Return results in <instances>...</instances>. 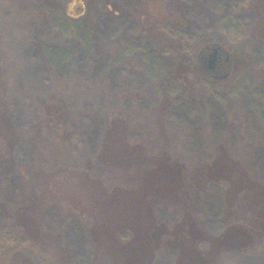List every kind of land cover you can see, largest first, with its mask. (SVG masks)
<instances>
[{
    "label": "rangeland",
    "instance_id": "1",
    "mask_svg": "<svg viewBox=\"0 0 264 264\" xmlns=\"http://www.w3.org/2000/svg\"><path fill=\"white\" fill-rule=\"evenodd\" d=\"M255 1L0 0L3 98L20 131L13 151L0 146V202L11 209L32 205L45 232L43 250L27 253L30 242L0 220V246L18 251L11 264H25L24 256L28 264H60L65 250L71 264H114L110 253L91 246L81 212L92 206L91 181L130 183V173L93 163L107 118L117 110L129 116L128 142L144 145L147 154L167 145L191 170L226 146L264 184V37ZM217 44L221 73L204 74L198 55ZM180 61L196 72L183 87L172 79ZM50 101L63 118L48 125ZM159 115L167 140L157 137ZM223 190L208 184L193 191L208 235L224 227ZM234 209L245 220L253 207L238 200ZM172 214L165 204L156 206L160 223ZM174 255L160 252L154 264H173ZM220 264H264V238L244 253L221 254Z\"/></svg>",
    "mask_w": 264,
    "mask_h": 264
},
{
    "label": "trees",
    "instance_id": "2",
    "mask_svg": "<svg viewBox=\"0 0 264 264\" xmlns=\"http://www.w3.org/2000/svg\"><path fill=\"white\" fill-rule=\"evenodd\" d=\"M254 6L260 35L264 37V7H260L259 0ZM4 61L0 41V146L9 153L20 141V131L12 122L3 98ZM195 73L193 65L180 61L172 79L183 87ZM58 107L53 101L46 104L44 121L52 122L48 125L63 118ZM155 120L158 140H167L164 117L159 115ZM128 125L129 116L122 110L109 115L99 151L93 159V163L104 168L130 173V183L124 187L105 186L99 181L87 184L92 206L88 207L89 213L84 210L81 213L89 219L87 234L91 246L110 253L108 257L114 264H154L157 254L163 251L174 252L173 264H220L221 254L244 253L261 242L264 238V184L256 181L253 174L234 159L228 147H217L210 162L195 163L190 170L184 161L172 157L167 145L153 155L146 153L144 145H131L125 136ZM135 173L136 185H133ZM208 184L225 188L221 193L225 224L216 235H208L203 230L192 196L193 191H201ZM238 200L245 207H253L248 219L239 220L235 216L234 205ZM160 203L172 210L171 221H158L156 206ZM32 208L30 205L11 209L0 202V220L11 225L23 243L30 242L27 253L43 250L44 246L45 232L31 214ZM17 252L0 246V264H11ZM27 257L24 256L25 264H28ZM195 258L197 261L193 263L191 260ZM71 260L72 253L65 250L60 264H71Z\"/></svg>",
    "mask_w": 264,
    "mask_h": 264
},
{
    "label": "flooded vegetation",
    "instance_id": "3",
    "mask_svg": "<svg viewBox=\"0 0 264 264\" xmlns=\"http://www.w3.org/2000/svg\"><path fill=\"white\" fill-rule=\"evenodd\" d=\"M212 45L210 46H207V48L204 50V51H200L199 55H198V62H199V69H203V73L204 74H213V73H221V70L222 68H220L221 66H217V63H218V60L221 59V54H222V50L219 52L218 56H217V60H216V63H215V67L213 70H209L208 69V64H207V59H208V56L211 54V51H212ZM230 56V67H231V64H232V61H231V55L229 54ZM226 61V59H225ZM227 62V61H226ZM227 67H228V63H227ZM229 67V68H230ZM232 70V68H230ZM214 77H217V76H214ZM221 77V76H220Z\"/></svg>",
    "mask_w": 264,
    "mask_h": 264
},
{
    "label": "water",
    "instance_id": "4",
    "mask_svg": "<svg viewBox=\"0 0 264 264\" xmlns=\"http://www.w3.org/2000/svg\"><path fill=\"white\" fill-rule=\"evenodd\" d=\"M211 49H212L211 54L208 56V59H207V64H208L209 70L214 69L215 63L217 60V56H218L219 52L222 50V47L220 45H212ZM225 59L228 62V67H230V62H229L230 56H229L228 52H226ZM228 75H229V73H227L223 78H226ZM215 78H217V77H214V79ZM218 78H220V77H218Z\"/></svg>",
    "mask_w": 264,
    "mask_h": 264
}]
</instances>
